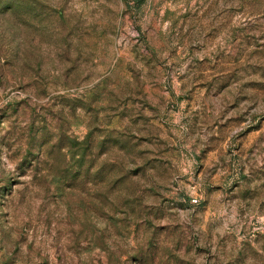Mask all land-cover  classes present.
<instances>
[{"label":"rangeland","instance_id":"obj_1","mask_svg":"<svg viewBox=\"0 0 264 264\" xmlns=\"http://www.w3.org/2000/svg\"><path fill=\"white\" fill-rule=\"evenodd\" d=\"M116 2L63 0L60 8L53 9L67 23L74 41L82 44L79 53L71 54L72 59L79 55L83 57L85 67L90 63L98 66L100 71L80 74L81 82L90 85L88 91L92 103L89 107L80 113L67 108V114L51 110L37 112L32 108L31 118L23 125L30 143L38 118L44 123L51 119L55 124L58 117L59 128L66 126L71 133V136L64 133L68 139L64 148L65 159L72 162L70 167L35 183L23 207H13L15 201H10L9 197L13 196L14 190L0 184V231L12 232L25 242V251L32 253V264H108L107 244L101 247L97 241L106 242L112 236H119L117 229L123 227L121 221L126 219L125 213H135L134 207L128 203L132 197L127 191L136 179H142L130 174L138 173L143 165L126 168L124 158L143 154L148 161L157 160L167 168L180 162V144L176 142L179 138L172 131L175 125L169 121V112H179L182 106L185 113H192L190 125L187 116L181 123L186 124L193 134L202 121L207 123L206 131L211 135L200 149L199 156H203V161L199 163L197 175L210 168L221 153L230 155L240 149L250 153L258 141L264 142V113L252 112L264 102V36L246 35L244 40L236 43L237 32L244 31L237 20L246 26L249 22L235 10H230L233 11L230 21L223 23L219 30H209V44L173 47L166 50L167 58L161 63L157 55L159 45H152L141 58L140 42L146 37L133 34L132 40L136 43L121 39L124 33L112 23L113 14L123 18L132 7L128 6V0H124L126 7L117 13ZM136 2L142 4L144 0ZM213 2L219 3L220 0ZM191 3L192 0H158L160 32L176 24L183 29L189 18L196 15L189 7ZM19 13L32 15L33 19L39 16L34 0H22ZM3 22L0 18V23ZM250 28L254 30L255 25ZM226 35L229 36L227 40ZM40 48V66L48 68L54 81L62 80L72 65L62 58L60 46L41 39ZM207 49H211L208 55H196ZM189 57L192 60L185 71H176ZM160 73L165 77L163 81L157 78ZM96 75L103 77L97 81L103 85L100 92L94 91L97 84L92 83ZM138 79L139 84H136ZM4 82L0 77V87ZM27 83L17 84L16 88L22 89ZM125 83L136 86L128 89ZM67 86V83H52L55 98L78 99L64 95L63 88ZM113 96L116 101L111 100ZM26 99L21 98L15 104H23ZM5 108H12L13 114L17 111L12 103ZM208 117H213L211 122ZM7 119L8 113L4 112L0 124ZM0 132L3 133L0 144L9 147V136L15 134V129L4 131L0 128ZM64 171L75 177L71 183L64 177ZM124 175H129V179L116 187ZM212 186L222 187L219 183ZM110 187L112 191H109ZM146 192L154 193V189H146ZM259 208L264 210V201ZM210 212V208L204 212L205 225L209 222ZM166 226L164 223L156 225L160 228ZM137 227L135 223L128 225L133 232ZM109 229L111 233L105 236Z\"/></svg>","mask_w":264,"mask_h":264},{"label":"clouds","instance_id":"obj_2","mask_svg":"<svg viewBox=\"0 0 264 264\" xmlns=\"http://www.w3.org/2000/svg\"><path fill=\"white\" fill-rule=\"evenodd\" d=\"M21 2L0 0V18L4 20L0 23V77L5 81L0 87V109L4 110L0 111V117L4 112L8 113V119L0 124V128L4 131L15 129V134L9 136V147L0 144V184L14 190L13 196L9 197L10 201H15L13 207H23L35 183L68 169L72 163L65 159L67 153L64 152L68 143L64 133L68 136L71 133L66 126L59 128L58 117L55 124L51 119L44 123L38 118L29 143L27 129L23 125L31 118V109L67 114V108H71L73 112L80 113L92 103L88 91L90 85L81 82L80 74L100 71L98 66L90 63L85 67L83 57L79 55L72 59L71 54L79 53L82 44L74 41L67 23L57 11H53L62 6L63 0H34L39 13L35 19L32 15H20ZM128 6L132 11L123 18L113 14L112 23L124 33L121 39L136 43L132 40L133 34L146 37L140 42L141 58L152 45H159L157 55L161 63L167 58L166 50L173 47L209 44V30H219L223 23L230 21L233 18L230 10H235L249 22L246 26L237 20L244 31L237 32L236 43L244 40L246 35L264 36V0H220L219 3L213 0L196 3L192 0L189 7L196 15L189 18L183 29L176 24L163 33L160 32L157 15L160 11L158 0H144L142 4L128 0ZM114 7L118 13L126 4L124 0H117ZM250 25H255V29L252 30ZM137 28L138 32L135 31ZM41 39L59 45L62 58L72 65L62 80L54 81L48 68L40 66ZM225 39L229 36L226 35ZM210 51L207 49L196 55L202 57ZM191 60L189 57L176 71L184 72ZM157 78L165 79L163 73ZM102 79L96 75L92 83L97 84ZM25 81L28 82L25 87L16 88L17 84L24 85ZM54 82L67 83L68 86L63 88L64 95L78 99L55 98L56 93L51 87ZM136 84H139V79ZM135 86L125 83L128 89ZM102 89L103 85L97 84L94 91ZM21 98H27L26 102L16 105L15 101ZM111 100L116 101V97H111ZM9 103L17 109L15 114L12 108H5ZM252 112L264 113V102ZM192 115L185 113L182 106L179 112L168 113L169 121L175 125L172 131L179 138L176 142L180 144V162L174 163L173 167L162 166L157 160L148 161L143 154L124 158L126 168L143 165L138 173L130 174L142 179H136L127 191L132 197L128 203L134 207L135 213H125L126 219L121 221L123 227L117 229L119 236H112L106 242L97 241L101 247L107 244L108 264H264V210L259 208L264 201V142L258 141L250 153L244 149L230 155L221 153L210 168L197 175L196 170L203 161V156H199L200 149L211 133L206 131L207 123L204 121L193 130L195 134L190 132L181 120L187 116L190 125ZM212 118L208 117V122ZM257 169L260 171L256 172ZM63 175L70 183L75 179L69 171H64ZM128 179L129 175H124L116 187ZM17 180L22 183L17 184ZM216 183L222 187H213ZM146 189H154V193L146 192ZM109 191H112L111 187ZM209 208V222L205 225L204 212ZM133 223L138 225L135 232L128 229V225ZM158 223L167 226L156 227ZM110 233L111 229L105 236ZM24 243L12 232L0 231V264H32V253L25 251ZM132 256L136 257L135 260L131 259Z\"/></svg>","mask_w":264,"mask_h":264}]
</instances>
